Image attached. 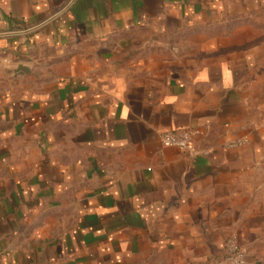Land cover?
Here are the masks:
<instances>
[{"label": "crops", "instance_id": "0c3cea01", "mask_svg": "<svg viewBox=\"0 0 264 264\" xmlns=\"http://www.w3.org/2000/svg\"><path fill=\"white\" fill-rule=\"evenodd\" d=\"M71 1L0 0V264H264V0Z\"/></svg>", "mask_w": 264, "mask_h": 264}, {"label": "built area", "instance_id": "2783aa9c", "mask_svg": "<svg viewBox=\"0 0 264 264\" xmlns=\"http://www.w3.org/2000/svg\"><path fill=\"white\" fill-rule=\"evenodd\" d=\"M199 136L197 130L179 129L170 130L159 135L162 147H173L181 152H185L190 157L195 158L207 155L206 150L198 148L196 140ZM246 143L245 138L236 139L223 145L225 149L239 148ZM225 255L215 261V264H246L245 253L239 247L235 237H230L224 244Z\"/></svg>", "mask_w": 264, "mask_h": 264}, {"label": "water", "instance_id": "95a60500", "mask_svg": "<svg viewBox=\"0 0 264 264\" xmlns=\"http://www.w3.org/2000/svg\"><path fill=\"white\" fill-rule=\"evenodd\" d=\"M73 1V0H72ZM71 1V2H72ZM71 4V3H70ZM61 14V12L55 14L54 16H52L51 18H49L47 21L41 23L40 25H37L36 27H33L31 29L25 30V31H19V32H12V33H4V34H0V37H6V36H17V35H24V34H29L32 33L34 31H36L37 29L41 28L42 26H44L45 24H47L48 22L52 21L54 18H56L57 16H59ZM28 69H26V67L19 65L16 67V69L14 70V74L15 75H22L24 73H27Z\"/></svg>", "mask_w": 264, "mask_h": 264}]
</instances>
